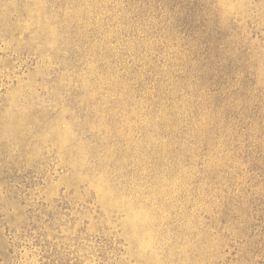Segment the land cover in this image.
I'll list each match as a JSON object with an SVG mask.
<instances>
[{
    "label": "rangeland",
    "instance_id": "obj_1",
    "mask_svg": "<svg viewBox=\"0 0 264 264\" xmlns=\"http://www.w3.org/2000/svg\"><path fill=\"white\" fill-rule=\"evenodd\" d=\"M0 264H264V0H0Z\"/></svg>",
    "mask_w": 264,
    "mask_h": 264
}]
</instances>
